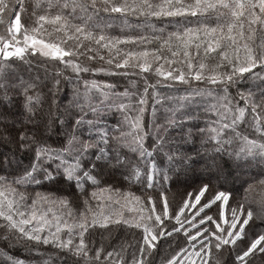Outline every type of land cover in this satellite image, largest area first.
Returning a JSON list of instances; mask_svg holds the SVG:
<instances>
[{"label":"snow or ice","instance_id":"snow-or-ice-1","mask_svg":"<svg viewBox=\"0 0 264 264\" xmlns=\"http://www.w3.org/2000/svg\"><path fill=\"white\" fill-rule=\"evenodd\" d=\"M0 264H264V0H0Z\"/></svg>","mask_w":264,"mask_h":264},{"label":"trees","instance_id":"trees-1","mask_svg":"<svg viewBox=\"0 0 264 264\" xmlns=\"http://www.w3.org/2000/svg\"><path fill=\"white\" fill-rule=\"evenodd\" d=\"M98 78H100V77H98ZM131 190H132V191H135V188H132ZM16 255L21 256V255H24V253L21 252V251H17V252H16ZM44 258H47V257H44ZM34 259H35V260H40L41 258H40V257H35Z\"/></svg>","mask_w":264,"mask_h":264}]
</instances>
